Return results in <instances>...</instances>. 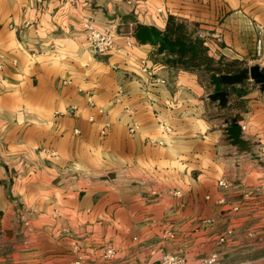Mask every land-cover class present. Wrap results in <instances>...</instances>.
<instances>
[{"label":"crops","instance_id":"1","mask_svg":"<svg viewBox=\"0 0 264 264\" xmlns=\"http://www.w3.org/2000/svg\"><path fill=\"white\" fill-rule=\"evenodd\" d=\"M85 19L117 49L92 53ZM169 22L206 31L221 74L264 68V0H0V264H264V91L248 79L211 101L219 74L136 39Z\"/></svg>","mask_w":264,"mask_h":264},{"label":"water","instance_id":"2","mask_svg":"<svg viewBox=\"0 0 264 264\" xmlns=\"http://www.w3.org/2000/svg\"><path fill=\"white\" fill-rule=\"evenodd\" d=\"M137 22L135 19H133ZM136 39L142 44H151L157 47L160 52H167L172 55L177 53L188 54L192 53V58L195 57L199 48L197 46H187L184 41H176L169 39L161 31L154 27L140 26L137 24ZM250 79L251 81L261 85L264 91V68L256 65L251 68H246L236 75H214L211 78V85L214 87V92L209 99L213 102H218L221 108H227L229 104V92L226 87L241 84ZM241 119L233 121L231 127H227L228 135L233 146H238L242 151H249L250 147L241 137V127L239 122Z\"/></svg>","mask_w":264,"mask_h":264},{"label":"built area","instance_id":"3","mask_svg":"<svg viewBox=\"0 0 264 264\" xmlns=\"http://www.w3.org/2000/svg\"><path fill=\"white\" fill-rule=\"evenodd\" d=\"M29 1V0H27ZM38 4H43L45 0H35ZM78 0H63V3L67 7L74 8L77 5ZM83 30L86 34L87 41L89 43L90 50L92 53L97 55L109 54L110 52L117 49L116 38L117 33L113 28H107L105 30H100L95 25L93 19H85L83 22ZM134 34V33H133ZM197 39L206 42L209 38V35L206 31L198 33L196 36ZM135 39L133 35H130V38L127 39L126 48L131 49L135 45ZM128 53V52H126ZM257 55L258 57H262V43L258 42L257 46ZM4 56L0 54V71H3L5 64L3 62ZM13 64H16V61H13ZM141 72L144 73L149 82L157 85H165L166 81L164 79L156 78L154 72L149 66L147 61L141 62ZM124 92L122 89L119 90L118 96L116 97V102L122 103V96ZM90 104L95 106L94 102L90 99ZM137 127L131 129V132H135ZM219 186L222 188H227V184L223 181L219 182ZM221 242H224V239H221ZM115 250L113 248H108L103 252V257L105 260L109 261L115 257ZM81 259L76 261V264H80ZM157 264H192L187 261L185 258L180 255L175 254H165L162 256L160 261ZM197 264H219V255L217 253H213L210 256L202 259Z\"/></svg>","mask_w":264,"mask_h":264},{"label":"trees","instance_id":"4","mask_svg":"<svg viewBox=\"0 0 264 264\" xmlns=\"http://www.w3.org/2000/svg\"><path fill=\"white\" fill-rule=\"evenodd\" d=\"M166 36L171 40L184 41L187 46H197L199 50L197 54L195 55V57L192 59L191 63H193V66L205 65L208 69V72H213L214 74L221 75V70L214 69L212 67L211 59L205 56L203 43L199 39L194 40V39H191V37H188L186 28L183 24L169 22V26L167 27V31H166ZM184 56H186V54H182L183 58ZM180 63L187 65L189 62L181 60ZM198 63H201V64L196 65ZM240 71L241 69H235V70L227 69L225 74L236 75Z\"/></svg>","mask_w":264,"mask_h":264},{"label":"rangeland","instance_id":"5","mask_svg":"<svg viewBox=\"0 0 264 264\" xmlns=\"http://www.w3.org/2000/svg\"><path fill=\"white\" fill-rule=\"evenodd\" d=\"M191 39H192V38H191ZM195 39H197V38H195ZM195 39H194V40H195ZM187 56L189 57V56H190V53L186 54V57H187ZM202 70H203L204 72H207V71H208L207 67H204V69H202Z\"/></svg>","mask_w":264,"mask_h":264}]
</instances>
